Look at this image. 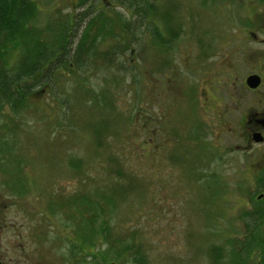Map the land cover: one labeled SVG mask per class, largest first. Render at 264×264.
Wrapping results in <instances>:
<instances>
[{
    "label": "rangeland",
    "instance_id": "rangeland-1",
    "mask_svg": "<svg viewBox=\"0 0 264 264\" xmlns=\"http://www.w3.org/2000/svg\"><path fill=\"white\" fill-rule=\"evenodd\" d=\"M30 1L27 26L49 51L65 31L73 64L51 87L35 86L26 108L0 106V207L13 206L7 220L26 232L30 264L256 262L245 250L264 236V222H253L264 210V144L243 149L231 117L208 100L209 80L237 51L240 6L150 0L146 18L139 0ZM98 15L105 32L89 31V50L74 61ZM20 175L30 187L17 196L6 184ZM96 193H110L111 207L84 216L106 223L105 237L91 235L75 206V196Z\"/></svg>",
    "mask_w": 264,
    "mask_h": 264
},
{
    "label": "trees",
    "instance_id": "trees-1",
    "mask_svg": "<svg viewBox=\"0 0 264 264\" xmlns=\"http://www.w3.org/2000/svg\"><path fill=\"white\" fill-rule=\"evenodd\" d=\"M122 2V0L119 1V3ZM136 3L138 5L137 12L149 18L152 7L150 0H139ZM34 7L35 3L30 0H0V106L8 105L13 112L27 107L26 98L33 94L35 86L47 85L51 87L55 84L56 76L63 69H67L66 65H73L66 62L69 59V38H67L68 34L65 35V31L61 38L55 41L58 50L49 51L50 47L38 39L40 34H35V30L27 26L34 16ZM105 22L101 16L88 21L80 35L76 47L77 53L73 57L74 61L75 58L80 59L81 52L89 50L88 46L93 37L88 32L97 25L95 27L97 28L96 34L104 33ZM152 36L157 37L154 30ZM51 52L54 53V56L50 55ZM76 166L78 165L75 164V169H77ZM108 194L96 193L94 197L90 194L75 196V206L85 208L78 210V214L84 222H87V227L91 229V235L105 237L108 232L109 227L106 223L101 221L97 225L95 220L84 216L89 212V209L104 213V206L106 209L110 208L113 200ZM262 209L256 210L253 222L256 220V223L259 224L264 222L261 221L264 217ZM250 238L252 241L248 240L251 243L248 242L245 250L247 256L250 257L254 251L256 252V262L252 264H264V236L261 235L256 239L250 236ZM250 244L253 246L252 249L249 248ZM251 259L253 260V258ZM243 262V260L236 261L235 264H245Z\"/></svg>",
    "mask_w": 264,
    "mask_h": 264
},
{
    "label": "flooded vegetation",
    "instance_id": "flooded-vegetation-1",
    "mask_svg": "<svg viewBox=\"0 0 264 264\" xmlns=\"http://www.w3.org/2000/svg\"><path fill=\"white\" fill-rule=\"evenodd\" d=\"M233 2L240 6V9L235 7V12L239 16L236 20L234 19L233 24L234 39L238 41L237 51L231 58H226L219 64L209 80L213 86L208 100L212 102L211 105H214L216 110H221L223 114L221 116L226 114L231 117L228 126H233L232 122L240 130L239 137L244 143L243 149H251L255 144H264V0H234ZM228 60H232V63L224 65ZM253 83L255 84L253 87L249 85ZM223 85H228L226 87L231 85L229 94L226 93L229 89ZM223 91L231 99L233 107L224 102ZM246 92L254 94L253 101L246 98ZM245 101L254 103L249 104ZM205 109L209 112L213 108L205 107ZM255 137L258 138L257 141ZM1 146L0 142V153L4 155ZM0 161L1 176L4 172L5 159L2 157ZM22 179L20 175L17 182L6 184L8 190L17 192V196L25 191L26 186L29 190V179L24 178V188ZM10 206V203H5L0 207V244L5 245L3 250L0 248V264H30L27 250L29 240L25 237L26 232L25 236L22 235L20 227L7 220L6 214ZM19 212L18 209L16 216ZM25 212L28 215L29 208H26ZM7 234L9 237H6ZM24 238L27 239L26 242H22L21 239Z\"/></svg>",
    "mask_w": 264,
    "mask_h": 264
},
{
    "label": "water",
    "instance_id": "water-1",
    "mask_svg": "<svg viewBox=\"0 0 264 264\" xmlns=\"http://www.w3.org/2000/svg\"><path fill=\"white\" fill-rule=\"evenodd\" d=\"M252 81H253V79H252ZM250 83V82H249ZM249 85H251L252 87H253V85H255L254 83L253 84H249ZM255 140L257 141L258 140V138L257 137H255Z\"/></svg>",
    "mask_w": 264,
    "mask_h": 264
}]
</instances>
